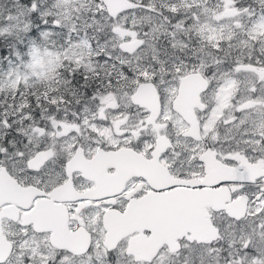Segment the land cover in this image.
<instances>
[{"label":"snow or ice","instance_id":"6c2138e0","mask_svg":"<svg viewBox=\"0 0 264 264\" xmlns=\"http://www.w3.org/2000/svg\"><path fill=\"white\" fill-rule=\"evenodd\" d=\"M0 264H264V0H0Z\"/></svg>","mask_w":264,"mask_h":264}]
</instances>
